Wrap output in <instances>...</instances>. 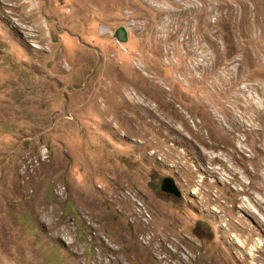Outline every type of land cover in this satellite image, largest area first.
<instances>
[{
  "label": "rangeland",
  "instance_id": "rangeland-1",
  "mask_svg": "<svg viewBox=\"0 0 264 264\" xmlns=\"http://www.w3.org/2000/svg\"><path fill=\"white\" fill-rule=\"evenodd\" d=\"M138 254L264 264V0H0V264Z\"/></svg>",
  "mask_w": 264,
  "mask_h": 264
},
{
  "label": "water",
  "instance_id": "water-1",
  "mask_svg": "<svg viewBox=\"0 0 264 264\" xmlns=\"http://www.w3.org/2000/svg\"><path fill=\"white\" fill-rule=\"evenodd\" d=\"M114 37L120 43L127 41L126 31L123 27L117 29L114 33ZM155 191L166 194L167 196H173L174 198H181L182 194L177 188L175 181L170 177L163 178L154 188Z\"/></svg>",
  "mask_w": 264,
  "mask_h": 264
},
{
  "label": "bare ground",
  "instance_id": "bare-ground-1",
  "mask_svg": "<svg viewBox=\"0 0 264 264\" xmlns=\"http://www.w3.org/2000/svg\"><path fill=\"white\" fill-rule=\"evenodd\" d=\"M128 106H129V104H128ZM94 216H96V214H94ZM105 227L107 230L110 228L108 225H106ZM109 233H111V232H109ZM146 258L147 257L146 256L144 257V255L143 256H141L140 254H138L137 256L135 255V258L132 261V264H147L148 258L147 259Z\"/></svg>",
  "mask_w": 264,
  "mask_h": 264
}]
</instances>
